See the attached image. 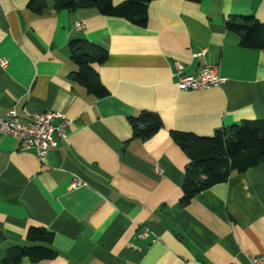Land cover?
I'll return each mask as SVG.
<instances>
[{"label":"crops","instance_id":"obj_1","mask_svg":"<svg viewBox=\"0 0 264 264\" xmlns=\"http://www.w3.org/2000/svg\"><path fill=\"white\" fill-rule=\"evenodd\" d=\"M30 1L0 0V114L14 109L28 123L62 113L70 136L43 163L0 137V264L31 245V227L54 234L58 256L20 264H251L264 255V163L183 206L190 160L171 136L264 120V48L244 46L226 25L264 24V0H155L145 27L94 8L57 11V0L37 13ZM78 39L108 51L94 66L108 96L75 81ZM176 63L186 75L217 67L225 81L181 91ZM142 112L157 113L163 128L134 140L130 120ZM144 231L151 236L140 239Z\"/></svg>","mask_w":264,"mask_h":264},{"label":"trees","instance_id":"obj_2","mask_svg":"<svg viewBox=\"0 0 264 264\" xmlns=\"http://www.w3.org/2000/svg\"><path fill=\"white\" fill-rule=\"evenodd\" d=\"M155 0H127L119 6L113 0H57V11H78L94 8L106 17L126 19L139 27L148 22L149 5ZM200 2L201 0H188ZM43 0H31L29 8L43 13ZM227 28L239 34L242 44L249 48H264V24L253 17H242L227 22ZM78 71L74 74L77 83L98 97L108 96L100 83L95 65H103L109 58L107 50L84 39L70 43ZM133 139L148 140L162 128L163 122L157 113L142 112L130 120ZM175 143L189 157L185 170L182 205L188 206L201 192L227 182L231 176L243 174L264 163V120L245 121L241 124L217 130L211 137L192 133L171 132ZM31 245L14 248L5 264H20L24 258L35 263L54 260L58 253L51 247L54 234L43 227H31L27 232Z\"/></svg>","mask_w":264,"mask_h":264},{"label":"built area","instance_id":"obj_3","mask_svg":"<svg viewBox=\"0 0 264 264\" xmlns=\"http://www.w3.org/2000/svg\"><path fill=\"white\" fill-rule=\"evenodd\" d=\"M77 31H82L84 25L75 23ZM3 66L7 62H2ZM178 76L177 86L181 91H201L220 87L225 79L220 77L217 67H205L195 75L184 74V67L180 63L175 65ZM70 121L68 117L58 112H44L32 115L28 123L20 121L17 112L12 109L6 115L0 114V137L11 136L19 141L23 149L34 150L37 158L43 163L49 153L58 148L61 142L69 139ZM156 172L162 173L157 167ZM75 181V185H81ZM151 236L149 231L140 234V239ZM251 264H264V255L253 258Z\"/></svg>","mask_w":264,"mask_h":264}]
</instances>
